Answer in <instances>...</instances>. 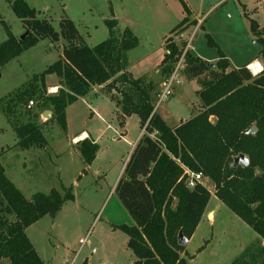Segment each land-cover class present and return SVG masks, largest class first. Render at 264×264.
<instances>
[{
  "label": "trees",
  "instance_id": "16d2710c",
  "mask_svg": "<svg viewBox=\"0 0 264 264\" xmlns=\"http://www.w3.org/2000/svg\"><path fill=\"white\" fill-rule=\"evenodd\" d=\"M11 9L25 33L23 38L15 37L1 21L6 39L0 43V69L40 40L65 42L59 60L0 99V109L16 137L15 147L28 150L45 143L37 123L39 115L25 122L16 116L19 107L33 100L42 108L40 114L51 112L48 120L63 132L67 108L85 98L94 86L108 87L109 98L122 119L133 114L139 118L143 132L114 188L134 222L133 226L115 227L127 236V248L135 257L132 264H187L180 256L178 233L190 240L211 197L200 183L188 188L187 172L201 173L208 179L214 196L264 241V68L257 75L247 69L252 62L231 68L217 44L205 36L208 46L216 49V62L206 63L187 51L183 69L186 79L197 81L200 110L189 120L169 127L154 111L157 84L144 77L135 79L127 70V53L138 46L130 29L116 36L117 21L106 20L107 39L90 47L67 18L56 31L47 20L38 19L24 0L13 1ZM250 30L261 46L254 61H261L264 67V28L250 20ZM165 49L159 65L162 82L170 77L182 53L172 41ZM51 76L59 80V88L49 95L46 83ZM252 126L255 133L249 135ZM77 150L88 166L98 147L85 138L77 143ZM239 155L247 157L248 166H232ZM62 192L52 189L28 200L0 165V264H44L25 231L45 216L55 217L74 199L72 187ZM231 264H264V246L251 244Z\"/></svg>",
  "mask_w": 264,
  "mask_h": 264
},
{
  "label": "rangeland",
  "instance_id": "374dc122",
  "mask_svg": "<svg viewBox=\"0 0 264 264\" xmlns=\"http://www.w3.org/2000/svg\"><path fill=\"white\" fill-rule=\"evenodd\" d=\"M13 1L0 0V43L6 39L1 21L15 37L20 38L25 33L21 21L11 9ZM24 1L36 11L38 19L47 20L56 31L62 19L71 20L90 47L107 39L108 29L104 21L114 19V12L118 22L116 36L128 28L139 40L138 47L127 53L128 72L135 79L147 74L144 79L156 83V90L161 88L163 80L158 65L169 41H176L180 49L188 44V51L193 56L213 64L217 52L208 46L205 37L208 35L235 69L254 60L261 49L250 30V20L255 21L259 29L264 28V11L259 0ZM165 2L172 11L173 26L181 25L184 20L183 25L187 23L189 29L183 37H179L174 29L164 42L166 32L158 29V24L161 12L166 9ZM194 18L199 22L194 24ZM151 26L157 29L149 30ZM64 45L62 39L54 43L48 39L40 40L2 67L0 99H5L33 75L59 60ZM157 67L158 73L155 74ZM53 81L56 83L54 76L47 78L49 95L56 86ZM55 88L57 92L59 84ZM197 89L196 79H186L183 70H179L171 94L160 103L154 99L156 114L169 127L189 120L200 110ZM41 109L33 100L31 108L21 106L16 113L19 122L33 120L34 115H39L37 123L41 125L45 143L28 150L14 146L15 134L0 109V165L5 169L6 177L28 200L36 193L48 194L51 189L62 194V189L68 187H72L75 197L66 202L55 217L45 216L27 230L31 244L45 264H71L73 261L74 264L85 261L87 264H132L135 257L127 248V236L115 227L133 226L134 222L118 200L114 188L132 145L143 132L138 116L133 114L122 119L109 98L108 87L89 93L86 99L70 108L66 132L53 120H48L51 115L48 119L42 117ZM82 131L96 139L98 147L88 166L81 157L71 154V140ZM79 176H82L81 180H78ZM206 188L211 194L209 208L216 209V212L211 219L206 215L190 241L180 245V256L187 264H231L251 244L264 246V241L248 225L217 200L212 183L208 182Z\"/></svg>",
  "mask_w": 264,
  "mask_h": 264
},
{
  "label": "crops",
  "instance_id": "0c3cea01",
  "mask_svg": "<svg viewBox=\"0 0 264 264\" xmlns=\"http://www.w3.org/2000/svg\"><path fill=\"white\" fill-rule=\"evenodd\" d=\"M165 5H166V9L165 10H163L161 13V22L158 24L159 26H158V29L159 28H161V30L162 31H164V32H166V33H164V38H163V40H164V42L167 40V39H169V36H170V34H171V31L176 27V26H173V24H174V21L173 20H171V14H172V11H171V9L168 7V5L166 4V2L164 3ZM190 12V11H189ZM112 15L114 16V19H116L115 18V14H114V12H112ZM200 20V19H199ZM117 21V20H116ZM196 21H198L196 18H194V24L196 23ZM199 22V21H198ZM189 23V22H188ZM117 25H118V22H117ZM152 28V29H151ZM153 29H157L156 27H150V29L149 30H153ZM175 29H177V32L176 33H178V34H180L179 35V37L180 36H182L183 37V35H184V33L189 29V26H188V24L186 23V24H184V25H182L180 28H175ZM131 30V29H130ZM132 31V30H131ZM132 33L135 35V33L132 31ZM136 36V35H135ZM138 39V38H137ZM172 42H174L176 45H177V43H176V41H172ZM138 45H139V40H138ZM164 45V44H163ZM138 47V46H137ZM164 54L165 53H167V51H166V49L164 48ZM226 57V56H225ZM227 58V57H226ZM163 59V58H162ZM162 59H161V61H162ZM227 60L229 61V59L227 58ZM127 61H128V57H127ZM160 61V62H161ZM249 62H256L257 64H259L260 66H261V71L263 70V66H262V64H260V62L259 61H254V60H252V61H249ZM249 62H246L244 65H246L247 63H249ZM211 63V62H210ZM229 63H230V61H229ZM159 66V65H158ZM231 68H233V67H231ZM260 71V72H261ZM156 73H158V67H157V69L155 70V74ZM145 75H147V74H144L143 75V77L145 76ZM134 78V77H133ZM55 82L56 83H54V81H53V83H54V85L56 84V86H57V84H59V80L58 79H55ZM162 83V82H161ZM56 86H54V87H56ZM159 87V86H158ZM103 89V85L102 86H94L93 88H92V91L90 92V94L92 93V92H95V90H102ZM198 89H199V86H198ZM198 89H197V91H198ZM158 90H159V88L156 90V92H158ZM156 95H157V93H156ZM84 99H86V97L85 98H80V99H78V101L77 102H79V101H83ZM76 102V103H77ZM75 103V104H76ZM75 104H73V105H75ZM73 105H71V106H69L68 108H67V110H66V117H67V113H68V111L70 110V108L73 106ZM118 110V109H117ZM95 111V110H94ZM44 112V111H43ZM42 112V113H43ZM97 116H98V114H97ZM120 116V115H119ZM67 119V118H66ZM185 121V120H184ZM183 120H182V122H184ZM122 122H123V120H122ZM42 123H44V122H42ZM180 123V122H179ZM178 123V124H179ZM178 124H176L175 126H177ZM121 126L123 125V123L122 124H120ZM175 126H173V127H175ZM109 127V125L107 126V128ZM140 135H141V133H140ZM140 137V136H139ZM139 137H138V139H139ZM85 138H88L89 140H91L92 142H94V143H96V139H93L92 138V136L90 135V134H88V132H86V131H82V132H80L78 135H76V136H74L73 138H72V140H71V146H72V155H74V156H76V157H80V155H79V152H78V150H77V143L78 142H80V141H82L83 139H85ZM138 139H137V141H138ZM134 145L135 144H133L132 145V148L134 147ZM4 169V168H3ZM123 171V170H122ZM4 173H5V169H4ZM81 178H82V176H79L78 177V180H81ZM10 180V179H9ZM13 183V182H12ZM14 184V183H13ZM15 186V185H14ZM16 187V186H15ZM19 190V189H18ZM52 190V189H51ZM20 191V190H19ZM21 192V191H20ZM24 196V195H23ZM74 199H75V197H74ZM218 200V199H217ZM219 201V200H218ZM220 202V201H219ZM215 212H216V209H214V208H209V203L207 204V206H206V209H205V211H204V214H203V216H202V219L204 218V217H206V215H208V217H209V219H211V216L212 217H214V215H215ZM202 219L200 220V223H201V221H202ZM200 223L198 224V226L197 227H199V225H200ZM31 227V226H30ZM30 227H28L27 229H26V231H25V233H26V235H27V230L30 228ZM197 229V228H196ZM193 236V235H192ZM28 237V236H27ZM192 238V237H191ZM190 238V239H191ZM29 239V238H28ZM30 240V239H29ZM188 241H190V240H188ZM31 242V241H30ZM262 245V244H261ZM34 247V246H33ZM35 249V248H34ZM36 251V250H35ZM38 254V253H37ZM40 257V256H39ZM42 260V259H41ZM44 262V261H43ZM86 262V261H85ZM45 264V263H44ZM86 264H87V262H86Z\"/></svg>",
  "mask_w": 264,
  "mask_h": 264
},
{
  "label": "built area",
  "instance_id": "2783aa9c",
  "mask_svg": "<svg viewBox=\"0 0 264 264\" xmlns=\"http://www.w3.org/2000/svg\"><path fill=\"white\" fill-rule=\"evenodd\" d=\"M259 5H260V7H262V9L264 11V0H259ZM188 49H189V45L186 44V46L184 48H182V53L179 56L176 64L174 65V68H173V71H172L170 77L161 83V88L158 90L157 95H156L158 103L165 100L167 98V96H169L171 94V86L173 84V81H175V77L177 75V72L179 70H183V68L185 67V54L188 51ZM259 73H257V74H259ZM257 74L253 73V75H257ZM49 93H51V94L56 93V88L53 87ZM32 105H33V102L30 101L27 105V108H31ZM154 111H155V109H154ZM187 176H188L187 186L189 189L193 188L195 183H200L201 185L206 187V184L209 182V180L204 178L201 173H189V172H187ZM71 264H74V261Z\"/></svg>",
  "mask_w": 264,
  "mask_h": 264
},
{
  "label": "water",
  "instance_id": "95a60500",
  "mask_svg": "<svg viewBox=\"0 0 264 264\" xmlns=\"http://www.w3.org/2000/svg\"><path fill=\"white\" fill-rule=\"evenodd\" d=\"M24 36V35H23ZM23 36H21L20 38H23ZM51 112L49 110H46L42 113V117L48 119V117H50ZM255 133V127L252 126L250 127V129L248 130L247 134L251 135ZM242 166V167H246L248 166V159L246 156L244 155H239L238 157L234 158L232 166ZM210 217V216H209ZM188 242V240L186 238L183 237L182 233L179 232L178 236H177V243L178 245H185Z\"/></svg>",
  "mask_w": 264,
  "mask_h": 264
},
{
  "label": "bare ground",
  "instance_id": "6f19581e",
  "mask_svg": "<svg viewBox=\"0 0 264 264\" xmlns=\"http://www.w3.org/2000/svg\"><path fill=\"white\" fill-rule=\"evenodd\" d=\"M248 68L255 74L261 71V66L257 64L256 62H252L251 64H249Z\"/></svg>",
  "mask_w": 264,
  "mask_h": 264
}]
</instances>
